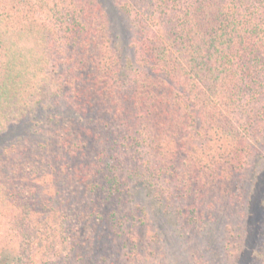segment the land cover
Instances as JSON below:
<instances>
[{"label": "trees", "instance_id": "16d2710c", "mask_svg": "<svg viewBox=\"0 0 264 264\" xmlns=\"http://www.w3.org/2000/svg\"><path fill=\"white\" fill-rule=\"evenodd\" d=\"M119 7L131 56L96 0H0V264H158L156 212L202 231L216 192L230 264H264V0Z\"/></svg>", "mask_w": 264, "mask_h": 264}, {"label": "rangeland", "instance_id": "374dc122", "mask_svg": "<svg viewBox=\"0 0 264 264\" xmlns=\"http://www.w3.org/2000/svg\"><path fill=\"white\" fill-rule=\"evenodd\" d=\"M96 1L101 4L102 13L105 15L106 12L107 14V25L109 26L110 33L112 31L111 35L116 38L118 47L123 48L127 56H131L132 49L130 48V44L133 40L134 33L130 27L129 17L119 7L122 0ZM20 128H22V126H16L15 128L10 126L8 130L3 134H0V149L4 144H7L19 130H21ZM11 134H13V136H10ZM257 146H259V148L255 147L254 151L258 153V155H261L260 161L256 162V160L254 161L252 158L250 170L240 173L243 182L248 184L254 180V172L261 170L264 166V149L258 144ZM254 164H256V167ZM241 177L235 176V180H238V178ZM230 189L233 190L232 188ZM219 196L220 193L216 192L213 202L209 200L208 196L206 197V200L203 199L200 202L201 207L204 208L207 214H215L217 218H219L217 222H213L206 217L207 221L203 223L205 228L202 231L194 232L189 230L182 233L179 229V225L175 223V220H170V218L159 215L156 212L154 220L156 221V225L162 229L163 234L162 242L159 244L160 253L155 259V262H158V264H194L192 255L197 250H202L203 252L205 251V257L211 262V264H230L228 258V246L224 245L227 233L226 224L229 223L231 226H238L235 221H228L226 219V217H228L231 220L232 217L223 214L221 211V205H223V203L219 200ZM246 196L247 194L244 195V198H246ZM180 204L185 205V202L181 201ZM259 209L260 208H258V210ZM261 210L263 211L262 208ZM262 211L259 210L258 214L256 213L255 216H251L252 220L249 221L250 227L253 225L258 229V233L256 232V235L258 234V236L261 234L262 225L264 224V214ZM235 217L237 216L235 215ZM238 223L244 227V221L239 220ZM255 240H257V236L255 237ZM257 247L258 246H256L254 250H256Z\"/></svg>", "mask_w": 264, "mask_h": 264}]
</instances>
